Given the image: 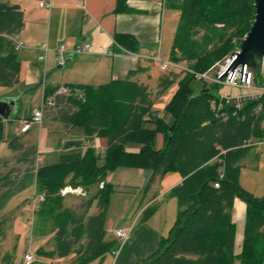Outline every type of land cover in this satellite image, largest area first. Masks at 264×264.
I'll return each mask as SVG.
<instances>
[{"label":"trees","instance_id":"16d2710c","mask_svg":"<svg viewBox=\"0 0 264 264\" xmlns=\"http://www.w3.org/2000/svg\"><path fill=\"white\" fill-rule=\"evenodd\" d=\"M164 2L180 12L170 58L171 62L183 66L179 73L162 72L155 91L147 82L129 78L98 87L83 85L79 87L83 92L81 99L55 95L54 106L44 111L67 131L80 127L91 139H106L103 157L90 146L80 161L41 166L37 170V191L45 196L37 216L51 227L53 244L50 251L38 252L48 259L68 257L70 264H88L118 249L120 241L107 240L104 229L114 191L105 180L108 172L130 167L150 173L145 194L168 172L182 176L181 183L168 193L178 206L168 237L160 240L152 255L135 264L264 262V197L255 199L239 185L240 161L254 149L245 144L264 138V94L235 109L232 105L220 104L214 95L213 90L219 84L208 85L205 80H199L204 84L198 91L209 89V92L196 96L198 91L192 88V82L197 80L195 73L208 72L216 60L238 47L254 21V0ZM127 10L126 0H117L115 11ZM23 27L20 7L9 0H0V87L18 81L20 55L15 42ZM114 41L129 52L137 51V42L129 34H115ZM176 80L177 90L166 106L172 122L157 120L151 128L143 120L144 116L155 98ZM255 81L264 82L256 71ZM53 93V89H47L45 96ZM158 132L163 136L160 148L155 147ZM15 139L13 136L8 141L13 149L20 147ZM130 146H139V151L127 152ZM12 182L0 180V186ZM67 185L82 187L87 196L62 195L60 191ZM67 196L80 199V203L65 206ZM236 196L246 203L244 239L238 255L234 254L232 222ZM94 203L96 213L88 215ZM155 209V205L145 208L142 220L149 218ZM10 218V214L0 217V242ZM13 261V252L1 253L0 248V264H14Z\"/></svg>","mask_w":264,"mask_h":264},{"label":"crops","instance_id":"0c3cea01","mask_svg":"<svg viewBox=\"0 0 264 264\" xmlns=\"http://www.w3.org/2000/svg\"><path fill=\"white\" fill-rule=\"evenodd\" d=\"M40 1L9 0L23 12L24 27L16 36V41L22 43L18 50V81L11 86L0 87V99L11 98L15 101L11 116L8 119L0 118L3 135L0 141V180H13L9 185L0 186V217L11 215L4 235L14 242V264H23L27 252H31L36 259L32 264H70L68 257L48 259L38 252L50 251L53 244L50 241L51 229L46 232L41 228L43 223L37 216L40 209L33 212L31 208L39 194L36 173L41 166L80 161L90 146L103 157L106 139H91L80 127L67 131L60 122L46 116V112L40 125L31 124L25 132L21 129L26 121H30L34 111L41 107L47 89L55 91L57 87L68 86L80 90L79 87L83 85L98 87L129 78L147 82L155 91L162 74L155 75L156 62L138 59L134 53L124 52L126 49L115 43L114 35L129 34L134 37L136 53L140 57L150 53L162 57L160 53L164 50L167 11L164 10V0H126L128 10L124 12L115 11L117 0H50L49 9L41 7ZM82 42L90 45L87 51L66 57L63 65L58 63L55 49L59 45L70 47ZM44 43H49L51 48L45 59L40 60ZM142 68L149 71H141ZM147 75H150V79H147ZM167 90L155 98L153 106L144 116L147 125L157 120L166 124L172 122L166 106L177 88L167 95L164 102H159ZM13 136L20 144L17 149L8 143ZM162 143L161 134L157 148ZM126 151L137 153L139 146L127 147ZM260 167L264 169V163L257 166V171L241 169L239 181L249 193L263 197L264 180L255 188L256 192L245 185L247 178L250 179L254 172L257 174ZM149 174L143 169L130 167H119L108 172L105 181L113 186L114 191L104 223L106 239L119 241L116 236L119 230H130L131 235L128 240L120 242L115 252L88 264H135L152 255L160 240L168 237L178 210L176 199L168 193L181 183L182 176L178 172H168L157 179L145 194ZM151 205L156 206L154 213L142 220L144 209ZM245 216L246 203L234 199L232 222L235 226V255L241 252ZM234 264H239V261L236 260Z\"/></svg>","mask_w":264,"mask_h":264},{"label":"built area","instance_id":"2783aa9c","mask_svg":"<svg viewBox=\"0 0 264 264\" xmlns=\"http://www.w3.org/2000/svg\"><path fill=\"white\" fill-rule=\"evenodd\" d=\"M39 5L45 8H50V0H41ZM16 49L19 50L22 47V43L20 41H16ZM90 45L88 43L82 42L79 44H75L73 46L68 47L65 44L59 45L55 52L57 54V60L60 65H63L65 63L66 57L68 56H76L79 55L89 49ZM42 53L39 56L40 60L45 59L46 54L48 51H50V48L47 44L42 45L41 47ZM124 52H127V50H124ZM238 53L239 52V46L232 52V53ZM135 56L139 59L142 58L145 61L148 62H156L159 65V69L162 72L168 71L170 67H174L177 69H182L181 65L173 63L171 61H165L160 58L158 55H154L153 53L148 54L147 56L140 57L137 55V53H134ZM235 56L230 59L229 56L226 59L224 65H222L217 71H215L214 76L208 75V72L205 73H195V77L198 80H208L211 83L216 84H225L230 87H244V88H253L255 85L257 88V93H251L249 95H242V96H236V97H230V96H220V104H226V105H232L235 109H240L244 102L246 101H252L255 99L260 98L264 94V82L257 83L255 81V71H259L261 76L264 78V57L257 60L256 67H250L248 65L243 66H237L233 70H228L229 65L234 60ZM228 70V71H227ZM227 71V73L224 75V73ZM55 95H61L65 97L70 98H76L81 99L83 97V92L77 89H74L72 87L68 86H60L55 89L53 95L51 96H44L42 105L39 109L35 110L30 121H26L21 129V131L25 132L29 130L31 124H41L43 120V114L44 111L47 108L53 107L55 104L54 97ZM245 146L254 147V148H264V138H260L254 141L247 142ZM215 187H218V184H215ZM60 193L62 195H76L85 197L87 196V192L82 187H73L70 185L65 186L61 189ZM45 200V196L42 193H39L34 198L31 208L32 211H37L41 208L42 203ZM131 231H116V236L118 237L120 242L126 241L130 238ZM35 257L31 252H27L24 255V262L23 264H32L35 262Z\"/></svg>","mask_w":264,"mask_h":264},{"label":"rangeland","instance_id":"374dc122","mask_svg":"<svg viewBox=\"0 0 264 264\" xmlns=\"http://www.w3.org/2000/svg\"><path fill=\"white\" fill-rule=\"evenodd\" d=\"M164 10L167 11L166 12V19H165V23H164V26H165L164 27V38H163L164 50L162 53H160L162 55V57H160V58L162 60H165V61H170L171 47H172L174 36L176 34V30L178 27L180 12L177 9L170 8L168 4H165V2H164ZM44 44H47L49 46V48H51L49 43H44ZM229 55L225 56L222 59L216 60V62H214L211 65V67L208 70L209 77L214 76L215 71H217L222 65H224V63H225V61ZM164 57H166V58H164ZM156 64H157V66L155 68V75H159L162 71L159 69L158 63H156ZM181 67L183 69V66H181ZM168 71H172L174 73H179L180 69L170 67V69ZM256 72L259 73L258 70ZM205 82L208 85L211 83L208 80H205ZM203 84H204L203 81H199L198 79L194 80L192 82V88L194 90L198 91L202 88ZM177 87H178V81L176 80L168 87L167 92H165V95L163 96V98L160 99L161 101L159 100V102H161V103L164 102V100H166L167 95L169 93H171V91H174ZM257 91L258 90H257L255 85L253 86V88H244V87H230V86H227L225 84H219L218 87L213 90V93H214V95H216L219 98L220 96L236 97V96H242V95H249L251 93H257ZM45 115H47V113ZM50 118H51V116H50ZM148 125L154 126L153 124H148ZM263 125H264V122H263ZM160 135H161V133H159V132L156 133V138H155V147L156 148L160 146ZM262 163H264V148H262V147L254 148L245 158H243L240 161V168L242 170L255 169L254 171H257L256 170L257 166H260V164L262 165ZM241 169H240V171H241ZM263 180H264V169H262L260 167L258 169L257 174H256V172H254L253 175L250 177V179L247 178V181H245L246 182L245 185L249 188V190H253V192H256L255 188H257V186L259 187V185L263 182ZM239 185L244 192H246L248 195H250L251 197H253L255 199H261L264 197V196L258 197L255 194L249 193V191L244 189L245 187H242V185L240 184V181H239ZM236 198L240 199L242 202L245 203V201L242 197L236 196L234 199H236ZM79 203H80V199H78L76 197H73V196L65 197L64 205L67 207H69V206L72 207L74 205H78ZM95 213H96V207H95V203H94L92 205V207L90 208L88 215H93ZM111 226L112 225H110V227ZM41 228L44 229L46 232H48L51 229V227H49L48 223L43 224L41 226ZM13 243L14 242L10 238L6 239L4 237L3 241L0 242L1 253H3L4 251H10L12 253Z\"/></svg>","mask_w":264,"mask_h":264},{"label":"water","instance_id":"95a60500","mask_svg":"<svg viewBox=\"0 0 264 264\" xmlns=\"http://www.w3.org/2000/svg\"><path fill=\"white\" fill-rule=\"evenodd\" d=\"M255 18L254 21L239 44V52L231 53L229 58L234 60L229 65L228 70H233L237 66L248 65L255 67L257 60L264 57V0H254ZM227 70V71H228ZM224 73V75L227 73ZM209 92V89L198 91L194 96ZM15 107V101L11 98L0 99V118L8 119Z\"/></svg>","mask_w":264,"mask_h":264}]
</instances>
